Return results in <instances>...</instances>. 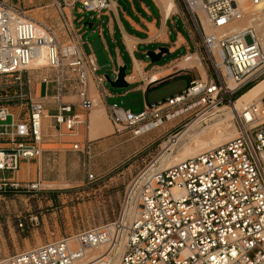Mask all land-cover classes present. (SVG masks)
<instances>
[{
    "label": "built area",
    "instance_id": "2783aa9c",
    "mask_svg": "<svg viewBox=\"0 0 264 264\" xmlns=\"http://www.w3.org/2000/svg\"><path fill=\"white\" fill-rule=\"evenodd\" d=\"M184 2L195 14L194 7L199 6L212 27H226L242 16L235 0ZM257 2L253 0V4ZM52 3L60 10L76 6L99 12L111 0ZM35 26V20L22 10L0 0V76L28 70L37 49L45 46L47 67L53 72L52 77L43 75L41 81L57 86L56 112L51 117L58 129L63 127L72 136L83 134L95 104L89 91L90 74L98 70L94 56L83 52L70 33L60 43L49 27L38 34ZM200 26L203 48L219 80L194 79L179 94L135 113L112 103L106 110L108 118L115 132L127 129L137 136L174 119L177 112H166L169 105H185L184 111L196 107L190 118L176 124L184 127L192 119L203 121L225 103L234 108L237 135L164 169H157V153L127 184L114 220L0 257V264H71L86 249L102 243L109 253L120 239L117 264H264V93L242 111L235 108L234 97L264 77V44L251 27L214 36L201 21ZM226 79L237 86L227 87ZM94 80L99 85L102 77ZM66 85H73L75 102L62 99ZM43 118L45 108L40 100L31 101L22 119L7 106H0V170L14 173L22 160L39 163ZM179 130L168 131L167 138ZM89 141L75 139L72 148L89 153ZM36 175L26 185L29 189L40 190V163ZM95 180L93 173L87 174V183ZM18 185V181L9 182V186Z\"/></svg>",
    "mask_w": 264,
    "mask_h": 264
},
{
    "label": "rangeland",
    "instance_id": "374dc122",
    "mask_svg": "<svg viewBox=\"0 0 264 264\" xmlns=\"http://www.w3.org/2000/svg\"><path fill=\"white\" fill-rule=\"evenodd\" d=\"M248 1L250 4L251 0ZM7 2L32 19L43 22L55 34L61 35L63 42L67 41L63 18L52 4V0H7ZM197 13L204 19L201 9L197 10ZM209 28L206 23L207 33L213 35L215 31ZM219 30L222 29H216V32ZM202 54L208 73V78L203 79L219 80L208 54L204 51ZM163 60L165 59L158 62ZM52 72L53 70H50L46 63L38 68L24 70L16 76L1 75L0 106H7L15 116L25 118L31 101L40 99L38 84L41 77ZM191 75L193 74L188 72L187 76H177L165 83L154 84L146 93L134 90L124 92L128 88H112L106 82L107 88L113 93L107 102L110 104L114 102L133 113L139 112L145 102L156 103L182 92L188 85ZM248 86L234 94L237 98L236 106L240 104V98L250 91L248 88L245 93L240 94ZM48 90V93H52L53 86L50 85ZM263 93L260 95L249 93L250 95L246 97L249 99L247 103L259 99ZM184 107L185 105L182 104L165 107L166 112H177L175 118L137 136L127 129L115 132L106 111L107 116L104 115V120L109 125V131L88 142L89 153L72 148V141L83 137L72 136L63 127L55 129L51 126L49 118H43L41 143L43 152L39 161L40 190L29 189L26 186L29 181L37 178L39 163L36 160H22L14 173L5 172L6 177L10 179H0V257L10 256L46 241L72 237L79 231L114 220L120 211L125 188L132 177L160 150L163 153L160 164L170 154V150L163 149V143L171 137L167 138V132H175L179 129L181 130L177 133L182 131L185 126L176 124L190 118L196 110V107H192L184 111ZM49 111L53 112V110ZM9 121L10 117H7L6 122ZM85 133H83L84 137ZM0 142H3L2 139ZM1 146L5 145L1 144ZM89 173H93L97 180L87 183L86 176ZM10 181H18L19 185L9 186ZM102 247L88 249L84 259L76 264H92L93 262L90 261L92 257L104 254L106 246L102 245ZM104 260L96 264H108L104 263Z\"/></svg>",
    "mask_w": 264,
    "mask_h": 264
},
{
    "label": "crops",
    "instance_id": "0c3cea01",
    "mask_svg": "<svg viewBox=\"0 0 264 264\" xmlns=\"http://www.w3.org/2000/svg\"><path fill=\"white\" fill-rule=\"evenodd\" d=\"M121 1L124 5L118 4L117 0H111L110 6L99 12L82 11L76 6L60 10L54 5L63 18L67 37L70 33L83 52L92 53L98 67L94 74H90L89 80V91L96 105L89 113V127L85 137L83 134L75 136L83 137L81 139L92 140L109 131L104 115L110 105L107 99L112 97L113 93L107 88L106 77L109 75L115 80L119 67L126 66L124 81L128 85L123 88L128 89L124 92L134 90L146 93L154 84L165 83L177 76H187L188 72L193 74L188 80V85L194 79L208 78L202 54L205 50L200 35V21L206 31L204 17L202 19L198 14L192 13L184 0ZM61 11H64L65 15ZM34 20L46 27L40 20ZM55 35L60 43H65L61 35ZM160 47H165L166 51L160 54L157 61H151L148 52L158 54ZM161 59L165 60L158 62ZM49 75L52 77V73ZM153 75L159 77L152 80ZM95 76L102 77L101 84H96ZM50 85L54 89L52 93L47 92ZM56 87L54 82L46 84L40 80L38 84L39 100L44 104L45 118H49L51 126L55 129L56 125L51 116L56 112ZM62 99L76 101L73 85H66ZM147 105L149 104L145 102L144 107ZM74 108L78 110L76 106ZM5 172L7 171L0 170V179H10L6 177Z\"/></svg>",
    "mask_w": 264,
    "mask_h": 264
},
{
    "label": "bare ground",
    "instance_id": "6f19581e",
    "mask_svg": "<svg viewBox=\"0 0 264 264\" xmlns=\"http://www.w3.org/2000/svg\"><path fill=\"white\" fill-rule=\"evenodd\" d=\"M235 2L237 7L242 12L241 18L232 19L228 26L222 28L210 26L205 19L207 25L210 27L209 30L213 29L215 31L213 32V35L218 36L223 32L251 27L254 31L255 36L264 44V0H258L256 4H253V0H251L250 4L248 0H235ZM194 8L196 11L200 10L199 6H196ZM43 28V26L36 22L35 29L38 34L42 32ZM216 29L222 30L216 32ZM217 60L219 61V58H217ZM46 63L47 50L45 46H41L37 49L36 53L31 59L28 68H38L45 65ZM158 77L159 75H153L151 78L152 80H155ZM226 85L231 89H234L237 86V84L231 79H226ZM263 92L264 77L261 78V80L252 88H250L249 92H246V94H244L240 98L241 102L238 106L235 105V108L238 111H242V108L248 104L247 100L249 99H246L248 95L252 93H254L255 95H260V93ZM95 105L96 102L92 109L95 107ZM234 114L235 113L233 106L224 104V106H220L216 111L210 113L208 117H205L203 121H201V119L199 118L190 121L187 125H185L182 131L174 136H171L169 140L163 143V149L167 148L168 150H170V154L160 164V158L162 157L163 153H161V150L158 152L159 158L157 169H164L166 167H169L181 160L200 153L206 148L209 149L215 147L236 136L238 129L234 121H231V119L234 117ZM122 242V239H120L116 247L110 250L109 253L106 249L104 254H97L92 257L90 261L96 264L97 262L103 261V259H105L104 263L117 264ZM102 245L106 246L102 243L91 248H99L102 247ZM91 248L88 249L91 250ZM88 249L84 251L82 257L76 259L71 264H76L79 261L83 260L84 255H87V252L89 251Z\"/></svg>",
    "mask_w": 264,
    "mask_h": 264
},
{
    "label": "water",
    "instance_id": "95a60500",
    "mask_svg": "<svg viewBox=\"0 0 264 264\" xmlns=\"http://www.w3.org/2000/svg\"><path fill=\"white\" fill-rule=\"evenodd\" d=\"M117 3L120 4V5H124V3L121 0H117ZM164 51H166V48L165 47H160L158 54L153 53V51H149L148 55L151 57V61H157L159 59V57H160V54L162 52H164ZM125 72H126V66L119 67L116 79L113 80V79L110 78L109 75H107L106 82L111 87H116V88L127 87L128 83L126 81H124V76L126 74Z\"/></svg>",
    "mask_w": 264,
    "mask_h": 264
},
{
    "label": "trees",
    "instance_id": "16d2710c",
    "mask_svg": "<svg viewBox=\"0 0 264 264\" xmlns=\"http://www.w3.org/2000/svg\"><path fill=\"white\" fill-rule=\"evenodd\" d=\"M252 85H253V84L249 85L245 90H243L242 92H240V94L243 93L244 91H246V90H247L248 88H250ZM240 94H239V95H240Z\"/></svg>",
    "mask_w": 264,
    "mask_h": 264
}]
</instances>
